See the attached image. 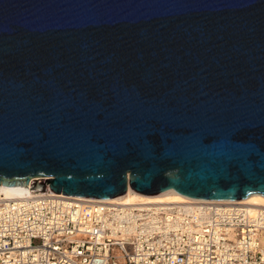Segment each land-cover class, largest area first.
<instances>
[{
  "label": "water",
  "instance_id": "obj_1",
  "mask_svg": "<svg viewBox=\"0 0 264 264\" xmlns=\"http://www.w3.org/2000/svg\"><path fill=\"white\" fill-rule=\"evenodd\" d=\"M264 196V0H0V186Z\"/></svg>",
  "mask_w": 264,
  "mask_h": 264
},
{
  "label": "built area",
  "instance_id": "obj_2",
  "mask_svg": "<svg viewBox=\"0 0 264 264\" xmlns=\"http://www.w3.org/2000/svg\"><path fill=\"white\" fill-rule=\"evenodd\" d=\"M262 236L264 210L219 201L0 198V264H264Z\"/></svg>",
  "mask_w": 264,
  "mask_h": 264
},
{
  "label": "bare ground",
  "instance_id": "obj_3",
  "mask_svg": "<svg viewBox=\"0 0 264 264\" xmlns=\"http://www.w3.org/2000/svg\"><path fill=\"white\" fill-rule=\"evenodd\" d=\"M31 194L32 192H30L29 189L24 187H5L2 185L0 186V198L4 200L23 198L26 195H31ZM57 196L67 197L64 195H57ZM67 198L82 202H88V203L109 202V203H124V204H184V203H197L202 201V200H195V199H189L183 197L171 190L156 196L143 197L133 193L129 188L124 195L106 200H94V199H86L80 197H67ZM219 202L226 205H242L252 212H255L257 210H264V196H261L259 194L250 195L242 200L219 201Z\"/></svg>",
  "mask_w": 264,
  "mask_h": 264
},
{
  "label": "rangeland",
  "instance_id": "obj_4",
  "mask_svg": "<svg viewBox=\"0 0 264 264\" xmlns=\"http://www.w3.org/2000/svg\"><path fill=\"white\" fill-rule=\"evenodd\" d=\"M260 242H264V236L261 237V241Z\"/></svg>",
  "mask_w": 264,
  "mask_h": 264
}]
</instances>
